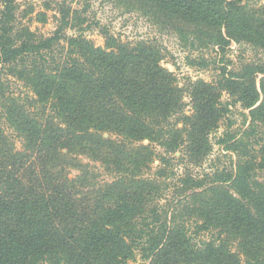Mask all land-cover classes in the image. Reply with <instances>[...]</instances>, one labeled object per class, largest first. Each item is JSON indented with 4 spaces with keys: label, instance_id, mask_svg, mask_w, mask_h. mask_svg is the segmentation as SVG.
Here are the masks:
<instances>
[{
    "label": "trees",
    "instance_id": "trees-1",
    "mask_svg": "<svg viewBox=\"0 0 264 264\" xmlns=\"http://www.w3.org/2000/svg\"><path fill=\"white\" fill-rule=\"evenodd\" d=\"M149 1L191 49L223 51L230 39L264 47V16L242 0ZM18 7L0 0V264H127L137 248L141 264H264V178L252 180L256 171L264 177V144L259 158L247 156L250 138L264 126V52L236 70L222 66L215 81L184 88L159 64L154 43L122 42L96 22L104 38L97 46L82 35L78 11L63 5L56 29L39 34L18 23ZM181 22L198 28L191 39ZM68 28L78 34H65ZM191 57L190 66L209 64ZM16 82L26 92L16 93ZM223 92L231 100L223 101ZM235 104L247 110L236 131L226 117ZM224 118L217 143L238 160L227 172L182 178L191 195L176 202L215 189L244 259L224 238L194 241L217 229L215 209L192 221L177 218L172 204L162 213L154 201L164 185L141 174L157 159L155 174L168 177L177 151V161L201 163L209 133ZM81 156L111 180L98 181Z\"/></svg>",
    "mask_w": 264,
    "mask_h": 264
},
{
    "label": "rangeland",
    "instance_id": "rangeland-1",
    "mask_svg": "<svg viewBox=\"0 0 264 264\" xmlns=\"http://www.w3.org/2000/svg\"><path fill=\"white\" fill-rule=\"evenodd\" d=\"M16 2L19 4L15 12L18 23L20 22L22 25L28 26L32 31H36L39 34L50 35L56 29L60 21L58 10L63 5L71 10L78 11L81 19H84V22L79 25L84 28L81 31L82 35L92 40L97 46L104 45V38L96 22L99 23V26L107 28L114 37L122 42L136 43L138 41H148L149 43H154L160 51L161 59L159 64L171 72L175 77V82L184 88L190 82L198 79L207 82L215 81L221 72L222 66L226 65L228 70H236L240 67L241 63L256 62L262 56L261 51L264 52V47L260 43L245 39L238 42L235 39H230L223 51L217 46H203L202 49H191L184 45L185 40L181 39L168 25L164 26L160 15L155 10V4L149 0H16ZM242 4L246 6V9L258 8L259 12L264 16V0H242ZM158 15L159 17L156 18ZM179 26L189 31L190 39L198 30L194 24L187 22H181ZM65 34H78V30L76 28H68L65 30ZM187 55L192 57L202 56L209 64L204 68L190 66ZM261 77L258 76L256 78L257 83ZM12 88L16 93L26 92V89L19 82L12 85ZM262 97L264 98V94H262ZM183 99L184 101H188V96L185 95ZM222 100H231L228 93H222ZM185 110L189 111V106L185 107ZM243 113H247V110L239 104L230 105V112L226 117L233 121L231 129L236 131L245 125L246 120ZM227 124L228 120L224 118L221 121L220 127L216 131L209 133L208 139L211 148L209 154L206 155L201 163L193 164L188 163L186 160L179 162L177 161V157L180 153L177 151L172 155L175 159L171 161L172 168L168 177L157 176L155 174L156 166L158 165L157 159L150 165V169L141 170V174L144 177H154L160 181L162 187L164 185L160 195L154 201L162 213L166 212L172 204L177 218L192 221L193 218H196L199 211L203 212L208 208L215 209L219 217L217 229L200 231L194 237L196 239L194 240L195 242H199L200 240L207 241L212 238L215 242H219V238H224L230 243L231 251H238L239 244L237 243H239V239L237 233L227 227V216L223 215L224 221L221 218L224 207L220 203V198L215 193V189L211 190L207 195L206 193H202L200 197H188L187 201L181 200L179 202V200L176 202L185 193L188 196L191 195L190 189H186L188 185H184L181 181L187 175H191L193 178H203L205 174L210 176L215 171L220 173L232 170L235 162L238 160V156L217 143V137L222 134ZM260 136L262 140L258 144L255 143V140ZM250 140L252 146H248L247 156L259 158L262 153V150H260L261 145L264 144V126H261L258 133L254 137H251ZM143 143H147V140H144ZM16 147H20L18 142L16 143ZM240 153L242 154V152ZM79 158L83 162L90 164L93 174H98V181L111 180L112 176L105 174L98 162L91 161L84 156ZM74 174H77V171L71 170V175ZM262 175L261 172L256 171V176H253L252 180L260 182L264 178ZM210 182L211 180H207L204 184L209 186ZM224 187L227 188L226 186ZM219 189L222 190L224 188ZM228 189H230L228 193L236 195L233 189L230 187ZM194 190L200 192L202 191V187ZM184 202L187 204L183 206ZM191 221L186 223L190 225V230L194 231L196 229ZM222 227H226L228 232ZM239 247L241 246L239 245ZM139 250L137 248L133 251V255L127 260V264L143 263ZM241 250L243 253L240 251L238 253L244 259V256H246L245 251L242 248Z\"/></svg>",
    "mask_w": 264,
    "mask_h": 264
}]
</instances>
